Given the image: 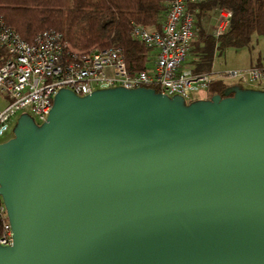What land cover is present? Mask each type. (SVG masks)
<instances>
[{
  "label": "water",
  "instance_id": "1",
  "mask_svg": "<svg viewBox=\"0 0 264 264\" xmlns=\"http://www.w3.org/2000/svg\"><path fill=\"white\" fill-rule=\"evenodd\" d=\"M12 132L0 264H264V89L63 88Z\"/></svg>",
  "mask_w": 264,
  "mask_h": 264
},
{
  "label": "built area",
  "instance_id": "2",
  "mask_svg": "<svg viewBox=\"0 0 264 264\" xmlns=\"http://www.w3.org/2000/svg\"><path fill=\"white\" fill-rule=\"evenodd\" d=\"M208 1L211 0H167L159 30L134 25L131 37L156 50L149 69L137 72L127 68L118 46L77 50L52 29L26 41L0 13V92L10 100L0 111V141L13 131L22 113L29 114L37 124L45 121L55 94L63 88L84 96L99 89L157 86L159 92L180 95L186 103L197 99L194 92L207 90L213 81L225 77L235 79L242 88L264 89V66L203 73L182 67L195 36L194 17L187 5ZM231 17V10L216 7L212 34L222 35ZM0 244H12V230L1 197Z\"/></svg>",
  "mask_w": 264,
  "mask_h": 264
},
{
  "label": "trees",
  "instance_id": "3",
  "mask_svg": "<svg viewBox=\"0 0 264 264\" xmlns=\"http://www.w3.org/2000/svg\"><path fill=\"white\" fill-rule=\"evenodd\" d=\"M195 25V36L188 55L195 73L209 72L216 53L226 48L251 45L253 37L264 36V0H211L188 3ZM216 7L231 10L232 17L220 36L203 26V19ZM167 11V0H0V13L20 36L31 41L44 30L60 32L75 49L118 46L123 50L130 71L149 69L153 50L130 35L134 25L159 30ZM258 38H254L257 42ZM3 50L0 48V63ZM256 66H264L258 61ZM237 82L213 81L208 97L223 95ZM157 92L159 87L152 86ZM196 100V99H194Z\"/></svg>",
  "mask_w": 264,
  "mask_h": 264
},
{
  "label": "rangeland",
  "instance_id": "4",
  "mask_svg": "<svg viewBox=\"0 0 264 264\" xmlns=\"http://www.w3.org/2000/svg\"><path fill=\"white\" fill-rule=\"evenodd\" d=\"M215 18V11L210 12L207 16L203 19V26L208 30L212 26L211 24L214 23L213 19ZM254 38H258L257 42H254ZM253 41L251 45L245 46L242 48H226L221 52L216 53L214 57V65L222 69V71H228L231 69H244L256 66L258 61L264 64V36H257L253 37ZM235 79L231 78H223V83L232 84L236 83ZM205 91L201 92H194V96L197 99H205L207 98V93ZM10 100L7 95L0 92V111L4 109ZM13 136V132L10 131L7 135L3 138L2 141L4 142Z\"/></svg>",
  "mask_w": 264,
  "mask_h": 264
},
{
  "label": "crops",
  "instance_id": "5",
  "mask_svg": "<svg viewBox=\"0 0 264 264\" xmlns=\"http://www.w3.org/2000/svg\"><path fill=\"white\" fill-rule=\"evenodd\" d=\"M213 21H214V19H213ZM213 24H211V26H212ZM210 33H212V31H211V28L208 30ZM155 52H156V50H154L152 53L153 54H155ZM215 57V56H214ZM214 62V61H213ZM182 67H188V68H193V64L191 63V57H190V55L189 56H187L186 57V59H185V61L183 62V64H182ZM211 70H222L221 68H219V67H216V65H214V63L212 64V68H211ZM205 91V90H204ZM206 93H207V98H208V91H206Z\"/></svg>",
  "mask_w": 264,
  "mask_h": 264
}]
</instances>
